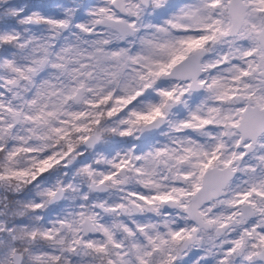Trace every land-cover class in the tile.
<instances>
[{"label": "snow or ice", "instance_id": "obj_1", "mask_svg": "<svg viewBox=\"0 0 264 264\" xmlns=\"http://www.w3.org/2000/svg\"><path fill=\"white\" fill-rule=\"evenodd\" d=\"M143 3L100 0L88 12L92 20L76 25L75 40L65 38L59 48L55 41L68 26L64 19L36 13L19 20L20 25H50L54 33L28 39H22L18 28L9 29L16 21L0 20V184L19 187L59 163L57 157L66 154L53 152L40 159V153L62 143L71 151L74 135L91 133L93 125L98 127L105 116L123 111L159 81L160 102L149 105L147 113L133 109L129 117L135 119L122 120L130 127L119 134L131 135V126L141 121L149 126L164 120L172 133L191 130L208 143L192 135L171 136L147 151L103 161L107 165L103 171L84 166L89 176L101 177V185L123 193L117 202L99 206L113 216L129 217L110 226L95 224L104 239L87 240L85 247L101 264H174V246L192 239L196 225L204 223L226 237L210 249L216 264H264V225L251 218L264 217V206L257 203V198L264 202V179L253 178L248 189L223 202L235 209L230 214L212 215V208L201 210L208 201L199 200L201 193L214 195L222 186L217 182L218 169L240 170L235 162L245 153L228 152L225 137H232L236 148L250 147L248 140L264 139V0H181L179 4L150 0L165 17L162 23L144 25L153 29L152 37L141 38V50L135 54L126 48L111 49L114 34L138 31ZM5 11L9 17L20 15L15 7ZM98 27L104 30L98 32ZM94 33L98 38L85 39ZM164 77L179 83L163 87ZM193 93L203 97L194 106L184 99ZM169 102L183 104L186 115L168 119ZM210 128L220 131L213 135ZM24 157L29 159L27 167L21 166ZM259 159L264 162V156ZM130 179L137 187H126ZM168 204L186 213L192 227L174 229V221L161 212ZM243 206L251 213L246 215ZM148 211L164 218L156 222L135 218ZM225 229H232L234 235L224 233ZM116 232L123 234V240L116 238ZM15 260V250L9 248L0 264Z\"/></svg>", "mask_w": 264, "mask_h": 264}, {"label": "clouds", "instance_id": "obj_2", "mask_svg": "<svg viewBox=\"0 0 264 264\" xmlns=\"http://www.w3.org/2000/svg\"><path fill=\"white\" fill-rule=\"evenodd\" d=\"M100 0H47L45 6L40 7L34 4V0H7L0 4V20L16 21L9 24V29L18 28L22 34V39L30 37H44L53 33L50 25L37 24L35 22L20 25L19 20L36 13L41 15L55 16L68 22V26L61 29V35L55 41L57 47L65 43V38L74 41L73 33L79 30L76 25L88 23L92 17L88 15ZM181 0H175L179 4ZM15 7L20 15L9 17L5 9ZM165 19L157 10L153 9L150 0H144L141 20L138 23V31L130 32L126 36L117 37L115 34L110 38L111 49L126 48L130 53L135 54L141 50V38H151L153 29L145 28L147 24L162 23ZM104 30L100 27L97 31ZM82 35V34H81ZM95 33L85 39H96ZM87 47V45H85ZM167 81L163 87L171 88L178 81L164 77ZM157 84L144 92L130 103L123 111L112 117L105 116L100 125H93L91 133H78L71 138L74 145L69 151L67 144L54 145L45 152L40 153L39 158L43 159L53 152L64 153L57 159L60 161L46 171L38 173L34 179L28 178L27 182L21 183L19 187L0 184V257H7L9 248L15 250V264H101L95 254L85 247L87 240H103L104 237L97 230L95 224L111 225L113 221L129 220L128 216L117 215L106 212L100 204L108 206L117 202L123 195L116 191L109 184L101 185V177L98 175L89 176L83 171L84 166H90L95 171H103L107 165L103 161L113 159L117 154L140 153L148 148L160 143H167L171 136L192 135L194 138L208 143L207 138L199 136L198 133L185 130L183 133H172L166 121L157 120L156 123L145 126L141 121L138 125H133L131 135H120L119 133L130 126L121 123L122 120L135 119L129 117V113L135 109L139 112L147 113L149 105L159 103L161 97L156 95ZM142 87V84L136 85ZM202 95L193 93L184 97L190 105H195ZM82 107V106H81ZM168 119L176 120L181 115H186L183 104L169 102L167 109ZM85 121H81L84 123ZM116 131L113 132L112 130ZM213 135L219 129L210 128ZM91 135V139L80 142L79 136ZM228 152L245 153L243 159H237L235 167L240 169L233 172L232 169L220 168L217 170V182L222 186L215 191L214 195L207 191L200 194L199 200H207L201 210L212 208V215L230 214L235 209L228 208L223 202L231 199L238 191L248 189L253 178L264 179V162L259 157L264 156V139L248 140L251 145L245 148L241 144L238 148L233 146V138L225 137ZM227 158V156L225 157ZM101 160L100 164L96 161ZM29 159L24 157L21 166L27 167ZM245 169H255V172L245 171ZM122 176H131V173H122ZM183 186L182 182H177ZM127 188L137 187L130 179ZM198 202V201H197ZM127 206V202H124ZM257 203L264 206V202ZM41 205L38 209L34 205ZM96 205L95 207H93ZM242 211L246 215L251 213V209L243 206ZM135 212V209H130ZM162 213L167 214L170 221H174L173 228H191L192 221L186 219L184 213L177 205L168 204L161 208ZM91 217V219H81V216ZM136 219L150 218L154 222L162 220L163 216L148 211L135 217ZM256 222L264 225V217L258 215L251 217ZM60 221H65L61 224ZM95 222V223H94ZM72 225L69 228L67 225ZM198 231L192 233V239H184L175 245L173 252L174 264H216V257L210 254L213 244L220 243L225 239L223 233H218L212 226L200 223L196 225ZM165 231V229H161ZM49 233L48 237L43 234ZM224 233H232V229H225ZM234 235V233H232ZM117 239L123 240V234L116 232ZM231 238V235L227 236ZM80 241V243H76ZM71 249H75L72 251ZM52 257H58L53 260ZM39 258V259H37ZM239 264V261H237Z\"/></svg>", "mask_w": 264, "mask_h": 264}, {"label": "flooded vegetation", "instance_id": "obj_3", "mask_svg": "<svg viewBox=\"0 0 264 264\" xmlns=\"http://www.w3.org/2000/svg\"><path fill=\"white\" fill-rule=\"evenodd\" d=\"M38 1V2H37ZM47 3V0H34L35 5H39L40 7L45 6Z\"/></svg>", "mask_w": 264, "mask_h": 264}, {"label": "rangeland", "instance_id": "obj_4", "mask_svg": "<svg viewBox=\"0 0 264 264\" xmlns=\"http://www.w3.org/2000/svg\"><path fill=\"white\" fill-rule=\"evenodd\" d=\"M38 2V1H37ZM36 6H39V5H36Z\"/></svg>", "mask_w": 264, "mask_h": 264}]
</instances>
